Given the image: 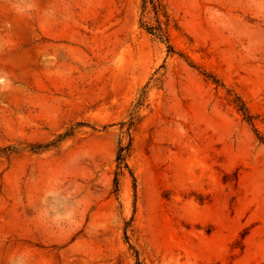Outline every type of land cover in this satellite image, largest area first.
Masks as SVG:
<instances>
[{
    "label": "rangeland",
    "instance_id": "obj_1",
    "mask_svg": "<svg viewBox=\"0 0 264 264\" xmlns=\"http://www.w3.org/2000/svg\"><path fill=\"white\" fill-rule=\"evenodd\" d=\"M165 2L169 56L140 0H0V264H264V0ZM162 64L117 197L114 124Z\"/></svg>",
    "mask_w": 264,
    "mask_h": 264
},
{
    "label": "trees",
    "instance_id": "obj_2",
    "mask_svg": "<svg viewBox=\"0 0 264 264\" xmlns=\"http://www.w3.org/2000/svg\"><path fill=\"white\" fill-rule=\"evenodd\" d=\"M140 8H141V18H140V25L145 29V31L152 36L154 39H157L166 45V53L167 55H171L176 53L175 48L170 43L169 40V32L174 30L176 33L182 35L188 43L191 42V39L182 31L181 27L179 26L177 20L168 10L165 0H140ZM179 54V53H178ZM180 56L183 55L180 53ZM186 61L190 64L191 62L186 59ZM192 67L193 65L190 64ZM165 66L162 64L159 66L154 73L152 74L150 80L146 82L138 91L134 99L129 105L128 112L126 117L114 124L117 126L119 131V138H118V148L115 154V164H116V171L115 177L113 180V187L114 193L118 197L119 192V181L118 177L122 173H128L132 180H133V187L134 191L136 189L135 185V177L133 172L128 164L129 157L133 151V143H134V134L137 131L138 127L142 123L145 115L143 113L144 110L149 109L148 97H149V90L151 87L157 85L159 81L162 79V75L164 72ZM200 72V74L206 78L207 80L212 81L215 85L224 87L220 80L215 77L212 73L207 72L203 69L196 68ZM228 97L230 102L236 107L238 112L242 115L244 120L249 123L251 126H254L255 116L251 113L249 108L246 104L241 100L239 96L236 94H232L229 90H227ZM83 122H79L77 126H87ZM74 127H71L63 134L59 135L58 138L48 144L47 146L55 147L56 144L63 141L65 138L72 136L74 131L72 130ZM255 131V130H254ZM257 139L264 144V137L261 136L258 132L255 131ZM41 147L39 145L31 146V149H35ZM130 226V221L125 222L123 231L125 235V239H128L127 232ZM242 249L243 248V235L240 236V240L234 242L230 246V252H233L234 249ZM133 249V248H131ZM134 251V250H133ZM136 256V264H142L139 259L138 253L134 251ZM234 254H230L228 259H232Z\"/></svg>",
    "mask_w": 264,
    "mask_h": 264
}]
</instances>
